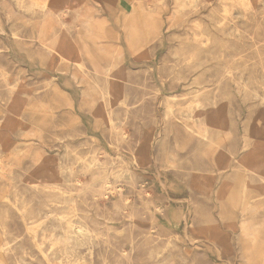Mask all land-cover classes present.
I'll return each mask as SVG.
<instances>
[{"label":"rangeland","instance_id":"rangeland-1","mask_svg":"<svg viewBox=\"0 0 264 264\" xmlns=\"http://www.w3.org/2000/svg\"><path fill=\"white\" fill-rule=\"evenodd\" d=\"M15 86L25 106L9 128L20 155L0 145V264H68L71 223L117 247L96 264H127L131 234L132 264H183L169 254L187 249L190 264H250L253 233L264 249V204L245 217L240 204L253 153L264 158V0H0L4 117ZM190 105L212 141L187 128Z\"/></svg>","mask_w":264,"mask_h":264},{"label":"bare ground","instance_id":"bare-ground-1","mask_svg":"<svg viewBox=\"0 0 264 264\" xmlns=\"http://www.w3.org/2000/svg\"><path fill=\"white\" fill-rule=\"evenodd\" d=\"M39 10L41 11L43 17L46 20L48 18H53L57 15V11H55L54 8L48 9L47 7H45V5L40 6ZM205 29H208V27H205ZM122 52L125 53V48L123 46L118 52L119 55ZM106 62L107 63L105 64V74L107 73V75L112 78H116V77L119 78L120 76H123V74L118 69L119 66L117 63L118 62L117 55L113 58L107 57ZM17 90H19L17 86L10 88L9 98L11 101L10 104L11 113L5 115V117L4 115L0 114V145L3 146L4 148L9 149L10 150L9 152L11 153L12 157H17L20 154L17 152L18 148L13 143L15 142V140L9 134V128H11L13 125H15L16 127L20 126L22 122L20 111L25 106V102L23 98H19L17 96L18 94ZM203 110L204 108L198 107L197 109H195L193 105H190L187 110H183V112L186 113V115L185 117H182V119H184V121L186 122L187 128L189 130L193 129V126L195 124H198L200 126L199 128L200 130L198 133L200 134L201 138L203 140L209 139L210 141H212L208 135L209 129H208V125L205 123L206 121L201 120V115L203 113ZM262 154L263 153L261 151L254 152L252 158H255V160H253V163L250 168L245 169L246 173L241 185L242 198L240 200L242 217H245L250 213H256V211L264 204V176H262L260 173L264 171V158L262 157ZM255 155L257 157H255ZM250 178H252L253 180ZM79 182L80 184H82V189L86 190L85 183H83L82 180H79ZM108 195H109V190H107L105 197L107 198ZM76 199L77 197L75 198L72 197L69 200L71 202H75ZM130 237L131 238L128 244H121V246L118 248L120 250V254H119L120 259L125 260L127 264H132L135 255H131V252L135 251L137 246V243L134 242L135 240H133L135 238L134 235L131 234ZM34 241H37V235L34 236ZM62 242L64 243L62 252L66 255V258L68 259V264H96V259H97L96 256L103 254L102 245L104 243H106V245H108L109 247L106 248V253L110 252V250H117L116 249L117 247L113 249L112 246L110 245L111 244L110 239H104L102 236H100V233L96 229L90 228L87 225V223H82L80 226L74 223L69 224L68 229L65 230L62 234ZM250 242L251 245L249 246V250L251 252V256L248 255L249 257L248 261L250 262V264H264V249H260V250L256 249L257 244H256L255 233H253V237L250 239ZM83 248L85 249V251H87V255L90 262L85 260L86 257L82 255ZM217 252L219 256H223V255L225 256V251L223 249H218ZM54 253L57 254V250ZM156 253H159L157 249H151L150 253L147 254L148 259L151 258L155 259L154 257ZM169 256L179 257L183 264H190L193 262L196 263L198 261L197 258L193 257L194 252H192L190 249H187L186 252L185 251L180 252L179 250H177L176 254L170 253ZM165 259L166 258L164 257L162 259H157V260H160V262L164 263L166 261ZM80 260H82L83 262L77 263ZM155 263L156 260H154L153 264ZM171 264H176V263L174 262Z\"/></svg>","mask_w":264,"mask_h":264}]
</instances>
